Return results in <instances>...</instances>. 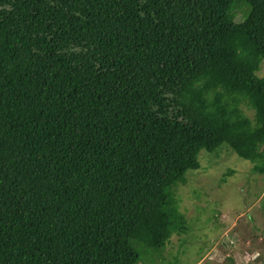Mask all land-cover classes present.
<instances>
[{
  "label": "trees",
  "instance_id": "16d2710c",
  "mask_svg": "<svg viewBox=\"0 0 264 264\" xmlns=\"http://www.w3.org/2000/svg\"><path fill=\"white\" fill-rule=\"evenodd\" d=\"M263 60L264 0H0V264H139L201 151L264 176Z\"/></svg>",
  "mask_w": 264,
  "mask_h": 264
},
{
  "label": "rangeland",
  "instance_id": "374dc122",
  "mask_svg": "<svg viewBox=\"0 0 264 264\" xmlns=\"http://www.w3.org/2000/svg\"><path fill=\"white\" fill-rule=\"evenodd\" d=\"M243 20L238 12L234 21ZM257 76L264 78V60ZM199 162L200 170L173 190L187 231L172 236L161 253L142 252L139 264H264V176L227 145L201 151Z\"/></svg>",
  "mask_w": 264,
  "mask_h": 264
}]
</instances>
